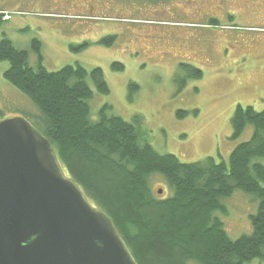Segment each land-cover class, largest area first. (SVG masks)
Listing matches in <instances>:
<instances>
[{"label": "rangeland", "instance_id": "1", "mask_svg": "<svg viewBox=\"0 0 264 264\" xmlns=\"http://www.w3.org/2000/svg\"><path fill=\"white\" fill-rule=\"evenodd\" d=\"M57 1L0 0V13L6 14L0 40L7 36L28 48L33 66L39 62L32 47L35 37L42 41L41 63L50 70L75 62L89 70L100 66L110 91L101 93L87 77L93 90L89 103L94 119L105 104L111 106L109 114L127 120L138 115L143 138L184 162L208 155L228 160L231 150L251 137V124L233 136L231 117L239 103L264 109L263 33L237 26L230 19L221 24L196 22L176 12L179 1L164 0L157 8L150 0H95L94 9H86L81 2L75 8V4L65 6ZM181 3L178 9L189 12L191 5ZM193 5L202 6L197 1ZM172 7L176 11L171 12ZM223 26L239 31L214 34ZM107 36L115 37L102 41ZM115 62L123 68H115ZM182 62L201 69L202 74ZM7 66V60L0 61V119L21 115L32 120L39 110L3 76ZM131 82L137 87L131 88ZM151 182L154 190L164 188L161 196L172 193L160 175ZM222 200L228 213L220 215L230 237L250 233L251 214L259 204L255 195L236 188Z\"/></svg>", "mask_w": 264, "mask_h": 264}, {"label": "trees", "instance_id": "2", "mask_svg": "<svg viewBox=\"0 0 264 264\" xmlns=\"http://www.w3.org/2000/svg\"><path fill=\"white\" fill-rule=\"evenodd\" d=\"M0 14L1 29L6 14ZM32 47L39 56L37 66L30 63L28 48L2 37L0 61H8L3 76L37 106L30 122L50 139L64 170L91 203L112 217L139 264L264 262V109L237 104L231 117L233 136L249 124L254 128L228 160L208 155L184 162L143 138L138 115L127 120L109 114L111 106L105 104L92 117L93 90L87 77L101 93L110 91L100 66L89 70L75 62L50 70L41 63V39L35 37ZM180 65L202 74L192 64ZM155 175L165 179L172 193L161 196L153 189ZM236 188L254 194L259 204L251 214L252 231L231 238L221 217L228 213L222 199Z\"/></svg>", "mask_w": 264, "mask_h": 264}, {"label": "water", "instance_id": "3", "mask_svg": "<svg viewBox=\"0 0 264 264\" xmlns=\"http://www.w3.org/2000/svg\"><path fill=\"white\" fill-rule=\"evenodd\" d=\"M0 264H139L112 217L21 115L0 121Z\"/></svg>", "mask_w": 264, "mask_h": 264}, {"label": "flooded vegetation", "instance_id": "4", "mask_svg": "<svg viewBox=\"0 0 264 264\" xmlns=\"http://www.w3.org/2000/svg\"><path fill=\"white\" fill-rule=\"evenodd\" d=\"M152 1L150 5H161V2L164 0H150ZM168 1H179V6L182 5V0H168ZM191 5L189 12H181L178 8L177 11L172 7L171 12H178L179 14H185L189 19L197 21H207V22H215L217 24H221V20L230 19L237 24V26H243L245 29H254L258 30V32L264 34V0H184ZM197 1L202 6L194 7L193 2ZM58 3L65 6L72 5L76 8V4L81 2L86 9H94V4L97 3L95 0H58ZM181 4V5H180ZM174 6V5H173ZM181 9V8H180ZM241 22V23H240ZM227 26H223L220 30H218L214 34H219L224 36L225 34H235L238 32V29L226 28ZM220 42V41H219ZM200 47L203 45L197 44ZM199 49V47H194ZM200 51V50H199Z\"/></svg>", "mask_w": 264, "mask_h": 264}, {"label": "bare ground", "instance_id": "5", "mask_svg": "<svg viewBox=\"0 0 264 264\" xmlns=\"http://www.w3.org/2000/svg\"><path fill=\"white\" fill-rule=\"evenodd\" d=\"M241 23V22H240Z\"/></svg>", "mask_w": 264, "mask_h": 264}]
</instances>
